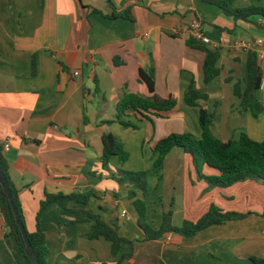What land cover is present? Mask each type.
I'll use <instances>...</instances> for the list:
<instances>
[{
	"label": "crops",
	"instance_id": "crops-1",
	"mask_svg": "<svg viewBox=\"0 0 264 264\" xmlns=\"http://www.w3.org/2000/svg\"><path fill=\"white\" fill-rule=\"evenodd\" d=\"M252 4L264 7V0L234 2L236 7ZM195 18L210 38L207 47L220 53V73L209 83L204 81L205 52L187 43ZM259 21L236 20L212 0H0V142H9L3 153L27 229H36L46 193L88 194L85 203L70 202L66 208L53 203L39 215L48 264H255L252 257L264 259L263 183L245 180L207 191L204 179L195 180L192 155L180 147L148 177L146 194L120 172L150 169L157 157L151 145L170 133L201 136L200 107L184 100L191 84L208 95L200 102L213 114L214 135L230 140L247 133L264 140V28ZM251 51L263 69V111L257 117L235 94L236 84L246 89ZM152 66L156 93L175 96L178 107L151 119L131 112L126 119L138 128H125L115 121L117 102L126 92L151 94L139 71ZM105 133L123 143L129 153L124 163L113 156L104 165ZM204 173L218 171L205 166ZM134 198L145 200L154 229L170 206L176 226L199 220L211 204L246 216L191 236L167 232L146 239ZM76 209L84 211L80 221H75ZM85 211L117 224L128 241L116 255L110 240L88 236L95 218ZM129 252L132 257L123 258ZM0 264H30L1 209Z\"/></svg>",
	"mask_w": 264,
	"mask_h": 264
},
{
	"label": "trees",
	"instance_id": "trees-1",
	"mask_svg": "<svg viewBox=\"0 0 264 264\" xmlns=\"http://www.w3.org/2000/svg\"><path fill=\"white\" fill-rule=\"evenodd\" d=\"M217 4L224 14L232 16L234 19L251 21L253 17L264 19V7L252 4L244 7L234 6L235 0H212ZM257 24L264 28L261 21ZM188 45L193 48L200 49L205 52V61L203 65L204 81L209 83L213 81L220 73L218 60L220 53L217 49H210L207 43L190 37L187 41ZM139 77L146 84L150 91L149 96L138 93L126 92L117 102L116 120L125 128H138V125L127 120L126 116L134 112L140 118L151 119V115L163 117L166 112L174 110L178 107V100L175 96L162 97L155 91V68L152 66L148 69H140ZM263 81V69L260 65L258 54L251 51L248 58V75L247 86L241 91L238 84L235 85V94L240 98V104L243 108L250 109L253 116L257 117L263 111V104L260 97V89ZM208 95L197 90L193 84L190 85L186 92L184 100L189 106H199L198 125L201 130L199 138L189 133H170L151 145V149L157 155L153 166L144 171H124L120 170L124 176V180L139 188L144 194L148 191V177L158 173L163 169L164 161L167 154L175 147L183 148L190 153L193 163L197 170L198 178L208 182L209 188L214 187L225 188L237 182L245 180H253L264 184V140L258 141L251 138L247 133H241L236 139L222 140L211 130L213 124V114L203 107L200 100L206 99ZM113 122V121H110ZM103 142V161L104 165L113 156H117L121 163H124L129 153L125 150L123 143L112 133H105L102 136ZM3 143L0 142V166L5 172L10 188L14 195L16 205L20 216L25 224L24 215L21 204L17 196V190L9 176V164L3 153ZM209 166L218 171L217 174L207 175L204 173V167ZM136 192L130 190L129 197H134ZM88 194L80 195L77 193L65 194L46 193L45 198L41 201L39 211L37 213V225L34 231H29L26 227L29 239L36 252L40 264H48L46 255L48 247L46 244L45 233L41 228L38 220L39 215L53 203H58L66 208L70 202L85 203ZM133 206L137 213V222L143 229L146 239H156L162 237L167 232L177 233L183 236L194 235L199 230L215 223L227 220L242 219L246 216L244 213L236 211H224L215 204H211L208 211L197 221L185 220L181 226L174 225L173 208L170 206L163 211V219L158 229L152 228L147 221V207L143 198H134ZM0 209L4 215L6 224L10 230V234L16 239L23 255L29 260L26 254V247L15 221L14 214L11 210L10 203L6 193L0 184ZM83 210H75V221L82 219ZM88 217L95 218V222L91 227L88 236L90 238L105 237L112 242V252L116 255L122 244L128 241L119 235L117 224H110L104 221L99 215L93 214L92 211H85ZM264 214V212H263ZM132 252L123 256V258H131ZM255 264H264V259L252 257ZM30 261V260H29ZM31 264V262H30ZM114 264H119L114 263Z\"/></svg>",
	"mask_w": 264,
	"mask_h": 264
},
{
	"label": "water",
	"instance_id": "water-1",
	"mask_svg": "<svg viewBox=\"0 0 264 264\" xmlns=\"http://www.w3.org/2000/svg\"><path fill=\"white\" fill-rule=\"evenodd\" d=\"M0 184L6 193L7 199L10 203V206H11V210H12L14 217H15V221H16V223L20 229V232L22 234V237H23V240L25 243V247H26L27 257L29 258L31 264H40V262L37 258L36 252L34 250V247L32 246L31 241L29 239L25 224H24V222L20 216L18 207H17L15 199H14V195H13L12 190H11L10 185H9L8 178H7V176H6V174L3 171L1 166H0Z\"/></svg>",
	"mask_w": 264,
	"mask_h": 264
},
{
	"label": "built area",
	"instance_id": "built-area-1",
	"mask_svg": "<svg viewBox=\"0 0 264 264\" xmlns=\"http://www.w3.org/2000/svg\"><path fill=\"white\" fill-rule=\"evenodd\" d=\"M260 21L262 22V24H264V19H260ZM189 32H190V35L196 39H199L205 43L210 42V38L205 33L203 23L197 18L193 19L190 22ZM78 74H79V71H74V75L77 76ZM3 146H4V148H7L9 146V142L5 141L3 143Z\"/></svg>",
	"mask_w": 264,
	"mask_h": 264
},
{
	"label": "rangeland",
	"instance_id": "rangeland-1",
	"mask_svg": "<svg viewBox=\"0 0 264 264\" xmlns=\"http://www.w3.org/2000/svg\"><path fill=\"white\" fill-rule=\"evenodd\" d=\"M194 164V163H193ZM195 167V165H194ZM194 175H195V180H198V174H197V170L196 168H194ZM206 181V180H205ZM207 182V181H206ZM208 183V182H207ZM211 189L209 188V186H207V191H210ZM211 195V194H210ZM214 203V201H212Z\"/></svg>",
	"mask_w": 264,
	"mask_h": 264
}]
</instances>
